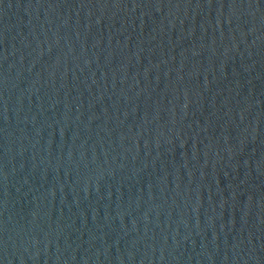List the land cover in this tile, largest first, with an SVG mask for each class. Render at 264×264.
I'll use <instances>...</instances> for the list:
<instances>
[{"label": "water", "instance_id": "obj_1", "mask_svg": "<svg viewBox=\"0 0 264 264\" xmlns=\"http://www.w3.org/2000/svg\"><path fill=\"white\" fill-rule=\"evenodd\" d=\"M0 264H264V0H0Z\"/></svg>", "mask_w": 264, "mask_h": 264}]
</instances>
